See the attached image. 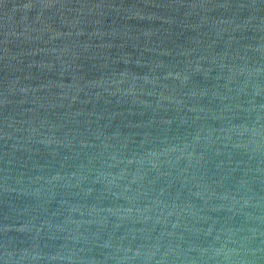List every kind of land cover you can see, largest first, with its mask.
<instances>
[{"label": "water", "instance_id": "1", "mask_svg": "<svg viewBox=\"0 0 264 264\" xmlns=\"http://www.w3.org/2000/svg\"><path fill=\"white\" fill-rule=\"evenodd\" d=\"M0 264H264V0H0Z\"/></svg>", "mask_w": 264, "mask_h": 264}]
</instances>
